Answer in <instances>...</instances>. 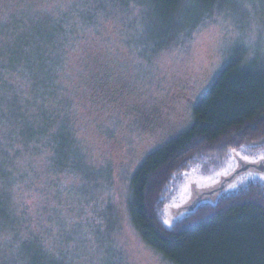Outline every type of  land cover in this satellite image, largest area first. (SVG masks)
<instances>
[{"label":"rangeland","instance_id":"rangeland-1","mask_svg":"<svg viewBox=\"0 0 264 264\" xmlns=\"http://www.w3.org/2000/svg\"><path fill=\"white\" fill-rule=\"evenodd\" d=\"M147 5L0 0V264L30 246L52 264H172L134 225L133 176L192 127L235 54L264 69V0L216 6L164 45L168 20ZM233 151L258 162L264 141ZM238 167L230 152L172 172L157 200L177 207Z\"/></svg>","mask_w":264,"mask_h":264},{"label":"trees","instance_id":"trees-1","mask_svg":"<svg viewBox=\"0 0 264 264\" xmlns=\"http://www.w3.org/2000/svg\"><path fill=\"white\" fill-rule=\"evenodd\" d=\"M143 1L150 13L159 7L168 20L157 45L171 41L184 27L192 30L214 7L230 2ZM242 57L234 55L196 105L192 127L149 155L133 176L134 225L143 240L172 264H264V176H246L244 184L221 194L215 205L202 202L173 220L167 210L170 200H157L170 173L176 172L180 181L198 164L222 160L235 149L264 141V69L241 62ZM247 149V154H256ZM5 209L6 201L0 200V222L7 219ZM23 255L26 264H52L31 246Z\"/></svg>","mask_w":264,"mask_h":264},{"label":"water","instance_id":"water-1","mask_svg":"<svg viewBox=\"0 0 264 264\" xmlns=\"http://www.w3.org/2000/svg\"><path fill=\"white\" fill-rule=\"evenodd\" d=\"M233 156L236 159V163L238 162L239 165L237 169L232 171L229 176H220L221 179L218 181L217 185L208 191L196 193L197 190H190L191 197L188 199L190 201L186 200L183 204H180L177 207H170V214L174 216V218H177L182 214L191 213L195 211L198 205L202 202L208 201L215 205L220 195L226 193L230 185L232 186V184L236 183L241 178L252 175L264 176V159L256 162V160L247 161L246 159H242L236 153H233ZM250 173L253 174L249 175ZM193 185L197 186L195 184Z\"/></svg>","mask_w":264,"mask_h":264}]
</instances>
